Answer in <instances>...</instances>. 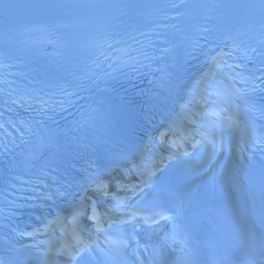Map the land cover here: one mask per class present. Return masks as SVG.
Here are the masks:
<instances>
[{"label":"snow or ice","instance_id":"6c2138e0","mask_svg":"<svg viewBox=\"0 0 264 264\" xmlns=\"http://www.w3.org/2000/svg\"><path fill=\"white\" fill-rule=\"evenodd\" d=\"M136 215H139V213H135L134 214V216H136ZM154 215H160V213H154ZM93 219H97L98 220V217L94 214L93 215V217H92ZM162 219H167V217H161ZM144 219V222L145 223H147V218H143ZM97 231H102V229L99 227V225H98V227H97ZM90 245H85V247H89ZM0 264H3V261H0Z\"/></svg>","mask_w":264,"mask_h":264}]
</instances>
